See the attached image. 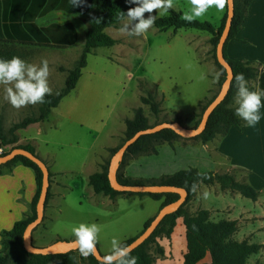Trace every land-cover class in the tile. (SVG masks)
<instances>
[{
    "label": "rangeland",
    "instance_id": "obj_1",
    "mask_svg": "<svg viewBox=\"0 0 264 264\" xmlns=\"http://www.w3.org/2000/svg\"><path fill=\"white\" fill-rule=\"evenodd\" d=\"M263 2L255 0L252 8L258 9ZM53 4L61 3L49 0V8ZM187 4L188 0H174L173 10L183 14ZM76 9L70 5L65 17L49 14L40 19L26 18L23 21H34L40 27L50 23L71 22L76 27L77 41L66 48L16 46L18 57L29 64L47 60L51 94L63 88L67 71L73 68L83 48L89 17L79 16ZM223 13L224 10L219 12L213 7L198 20L218 26ZM148 15L146 13L145 17ZM152 15H156L155 11ZM122 23L105 30L106 34L115 39L116 44L97 48L88 55L87 65L75 88L51 110L49 119L18 131L20 140L29 139L22 143H36L37 154L41 158L49 155L53 159L51 170L60 172L59 179L66 185L62 187L60 197L55 200L57 207L51 213L47 230L41 222L33 231L32 244L35 247H46L57 240H75L72 229L81 223L100 226L97 247L102 255L111 254L113 238L121 243L136 237L144 223L159 211L161 202L152 201L146 196L121 194L111 200L93 194L87 185V176L95 172L92 165L94 151L99 150L101 145L110 144L105 149L102 163L98 164L100 170L101 165L114 155L110 156V150L123 142L125 121L133 117L137 108H142L151 126L169 122L179 116L185 127L192 128L201 106L220 89V73L214 64L208 33L191 29L159 32L153 27L145 35L129 36L120 31ZM241 35L246 38V44L240 46V49L247 56L241 60L252 61L261 70L259 64L264 59V45L260 40L264 36L253 33L247 26ZM213 74L216 82L210 88ZM148 94L154 96L159 105L157 115L140 102V98ZM38 107L39 104L13 108L6 99L4 87L0 86V115L2 129L7 137L12 124L27 116H37ZM32 139L35 142L30 141ZM176 141L182 145L186 142L200 145L199 141L191 139ZM170 147L171 144L161 143L156 145V155L125 158L121 172L135 179H157L162 175L194 167L196 163L191 162L189 157L186 160L187 155L183 150L174 153L170 152ZM10 150L8 148L4 153ZM195 150L198 155L202 153L201 146L195 147ZM171 157L177 161L172 163ZM197 168L202 171L216 170L212 164H199ZM232 172L237 176L236 179H243V172L235 169ZM214 187L219 190L198 185L187 209L190 213L207 210L210 220L214 222L235 220L237 231L233 235L234 240L262 246L258 254L249 257L247 263L264 264V210L255 208L252 200L237 192L232 196L230 193L233 192L221 191L217 184ZM181 220L177 219L178 224L176 221L177 226L170 239L158 238L157 242L164 250L163 256L159 257L150 250L155 264H182L186 242L185 227L182 222L179 223ZM6 254L9 256L7 264H14L16 258L25 257L19 247L10 248ZM77 258L78 264H89L87 257L80 252ZM208 260L207 257L205 262Z\"/></svg>",
    "mask_w": 264,
    "mask_h": 264
},
{
    "label": "trees",
    "instance_id": "obj_2",
    "mask_svg": "<svg viewBox=\"0 0 264 264\" xmlns=\"http://www.w3.org/2000/svg\"><path fill=\"white\" fill-rule=\"evenodd\" d=\"M29 1L30 0H15V2L12 1V3H15L17 6L22 5V7H25ZM251 1L252 0H233V18L227 41L223 47V56L231 66L233 79L231 80L230 88L226 97L209 116L203 132L200 135L191 138V140L205 144L217 137L225 136L232 126H244V123L234 115L235 108L238 106L235 104L237 93L235 78L237 75L243 74L248 82L256 80L258 82V89L264 90V67L259 70V68L250 61L230 60L226 54L228 42L235 40L237 33L242 29L247 9L250 6ZM5 2L9 3L7 0H0V59L10 60L13 57H18L16 46L32 45L37 47L66 48L76 43L77 30L73 23H50L46 27H40L34 22H22L19 16H10L9 18H6L4 13L1 12V8ZM130 7H134V5H129L127 0H84L82 6L77 7L76 10L79 16L89 18L87 20V28L84 32L85 39L81 54L76 60L73 68L67 71L63 88L55 94L46 95L44 103H38L39 107L37 116H27L12 124L8 129L9 137L3 132L0 115V147L12 146L11 149L22 148L35 154L34 148L29 144L16 145L18 142L16 132L31 124L43 122L49 118L51 110L56 108L61 100L75 88L82 75V70L87 65L88 55L97 48L112 47L116 44L115 39L106 34L105 30L118 26L121 22V12L126 14ZM181 16L182 13L171 9L168 15L158 18L153 27L159 32H165L169 29H173L174 31L191 29L208 33L210 36L209 44L212 48L211 51L214 64L220 73L218 86L221 87L225 79V70L216 61L215 48L226 21V6L218 26L208 21L199 20L188 23L182 20ZM215 96L216 94L201 106L198 119L195 121L192 128L198 126L203 111ZM140 102L141 104L148 106L154 115L159 113V105L156 102L155 97L151 94H148L146 97H141ZM169 122H177L184 126L183 121L179 116H175ZM149 127L152 126L149 125L148 119L144 115L142 108H137L133 112V117L125 121L123 142L118 147L110 150V156H112L119 147L135 133ZM178 139L182 138L169 129H164L154 134L143 135L127 149L120 162V168L117 172V180L120 184L166 185L182 188L187 192L185 203L175 213L165 216L152 235L143 244L134 249L131 255L137 257V264H155L154 258L150 254V250L152 249L159 257L164 255V250L158 244L157 240L158 238L170 239V236L176 227L177 219L181 218L185 227L186 242V251L182 257V264H248L249 257L258 254L262 246L260 244L234 240L233 235L237 231V222L235 220L222 219L214 222L210 220V213L207 210H198L195 213H190L187 209L188 202L193 198L196 187L200 184L205 186H213L217 184L221 191L228 190L231 192H237L242 197L256 201L259 193L247 183L245 170L235 169L244 173L242 180L236 179L232 174L216 173L212 171L202 172L196 168H188L170 175H162L157 179H135L126 176L121 172V167L124 164L125 158L138 155H156L157 144H172ZM0 154L4 155L5 153L2 152ZM109 162L110 159H107L101 165L99 172H95L89 176L88 185L92 188L93 194L103 195L109 199H113L121 194L136 195L138 197L146 196L152 201H160V208L175 202L178 199V195L172 193L132 194L114 191L110 187L107 178ZM17 163L33 170L36 191L31 201V214L25 219L14 223L10 230L2 231L0 233V246L3 254L0 256V264L8 263L9 256L6 254V251L12 247L21 248L25 254L24 258H16L14 264H78L77 253H79V249L64 254L46 256L31 255L24 251L22 247V236L25 227L35 219V206L41 189V172L30 160L22 156H17L10 162L0 165V174L2 173V169H8ZM50 176L49 173V177ZM194 185L195 190H193ZM50 198L51 193L48 188L45 206ZM152 219L153 217L144 223L140 233L148 227ZM134 238L122 241L120 243L121 246H127ZM207 257L209 260L208 262H205ZM87 261L89 264H104L96 261L92 255L87 256Z\"/></svg>",
    "mask_w": 264,
    "mask_h": 264
},
{
    "label": "crops",
    "instance_id": "obj_3",
    "mask_svg": "<svg viewBox=\"0 0 264 264\" xmlns=\"http://www.w3.org/2000/svg\"><path fill=\"white\" fill-rule=\"evenodd\" d=\"M7 1H9V3L5 2L6 4H3L1 12L4 13L6 18H9L10 16H19L22 22L26 18L40 19L47 17L49 14H59V16L65 17L70 7L69 0H54L59 1L61 4L55 6L53 4L50 6L51 8L48 6L49 0H30L25 7H22V5L17 6L15 3L13 4L12 1L15 2V0ZM254 1L255 0L251 1V4L247 9L242 29L237 33L235 40L229 41L227 44L226 54L230 60H241L242 58L247 57L244 56L242 49H240V46H244V44H246V38L241 35L246 26L252 30L253 33H258L264 36V2L259 5L258 9H254L252 8ZM28 22H30V20ZM260 42L264 45V37L261 38ZM261 61L262 63L259 64V67L263 68L264 59ZM252 63L254 64V62ZM214 76L215 75L213 74L210 78V88H212V85L216 82ZM248 86L251 90H259L257 81L255 84H253V81L248 82ZM18 131L16 132L18 137L16 145H25L22 141L29 139L20 140ZM30 141L35 142L33 139ZM31 146L34 148L35 154L45 163L51 175L49 177V190L51 198L45 206L42 221L47 230L48 221L51 219V213L54 211L55 207H57L55 200L60 197L62 187H65L66 185L62 184L59 179L60 172H54L51 170L53 159L49 155H45L41 158V156L37 154L36 143ZM200 146L202 153L198 155L195 147L199 148ZM11 147L12 146L0 147V150L4 152ZM109 147L110 144H107V146L104 144L100 146L99 150L94 151L92 165L95 172L100 171L98 164L102 163L105 149ZM179 150H183L184 153H186V160H188L189 157L191 162L196 163L194 167L189 168L198 169L197 165L199 164H212L216 167V170L212 172L228 173L234 176L235 174L232 172L233 169L237 168L245 170L247 183L259 193L256 201H253L254 206L255 208L264 210V107L261 108V121L255 127L232 126L225 136L217 137L205 144L200 143V145H194L188 142L182 145L178 141L173 142L170 147V152L175 153ZM180 158L181 156H179V160ZM171 161L174 163L177 160L171 157ZM90 175L87 176V185ZM235 178H237V176H235ZM214 186L215 185L211 187H213V189H218V187ZM35 191V175L32 169L19 163L14 164L8 169H2V173L0 174V233L2 231L10 230L14 223L25 219L31 214V201ZM234 193L235 192L230 194L235 196ZM231 207L234 206L231 205ZM180 222H182V220L179 221V223Z\"/></svg>",
    "mask_w": 264,
    "mask_h": 264
},
{
    "label": "clouds",
    "instance_id": "obj_4",
    "mask_svg": "<svg viewBox=\"0 0 264 264\" xmlns=\"http://www.w3.org/2000/svg\"><path fill=\"white\" fill-rule=\"evenodd\" d=\"M69 3L74 8L82 6L84 0H69ZM127 3L136 5L130 7L126 14L121 12L120 15L123 22L120 31L129 36L145 35L153 28L158 18L168 15L174 8V0H127ZM227 3H230V0H188L181 19L192 23L204 17L213 7L223 12ZM154 11L156 15H152ZM146 13L149 14L147 17H145ZM48 77L47 60L39 64H29L19 57L10 60L0 59V86L4 87L6 99L15 109L44 103L45 96L51 94ZM235 79L238 106L234 115L244 123L245 127H255L261 121L264 90H251L243 74L237 75ZM72 232L82 256L96 254L99 225L81 223L74 227ZM111 246V254L104 257V264H137V257L131 255L133 251L131 246H121L115 238L112 239Z\"/></svg>",
    "mask_w": 264,
    "mask_h": 264
},
{
    "label": "water",
    "instance_id": "obj_5",
    "mask_svg": "<svg viewBox=\"0 0 264 264\" xmlns=\"http://www.w3.org/2000/svg\"><path fill=\"white\" fill-rule=\"evenodd\" d=\"M234 2L230 0V3L226 4V21L219 37L218 43L215 48V57L217 63L225 70V79L217 92L214 99L208 104L202 113L200 122L196 128H187L180 125L177 122H162L155 126L149 127L147 129L138 131L130 139L126 140L119 149L112 156L107 172V178L110 187L119 193H132V194H163L172 193L177 194L178 199L175 202L167 204L159 209L156 215L153 217L152 221L146 229H144L138 236H136L127 246H131L132 249H136L138 246L143 244L155 231L160 222L165 216L175 213L186 201L187 192L178 187L166 186V185H123L117 180V172L120 166V162L126 153L127 149L135 143L139 137L148 134H154L164 129H169L175 132L178 136L183 139H191L200 135L206 127L207 120L214 109L220 105V103L226 97L231 80L233 79V72L231 66L227 63L223 56V47L227 41L228 34L231 27V21L233 18ZM17 156H22L32 163H34L41 172V189L40 194L35 206V219L31 221L24 229L22 236V247L24 251L31 255H56L64 254L69 251H76L78 245L73 241L58 240L53 244L46 247H35L32 244V233L43 221L45 201L49 188V171L45 163L37 157L35 154L22 148L11 149L8 153L4 155L0 154V165H4ZM94 259L98 262L104 263V257L107 255H102L96 245V254L92 255Z\"/></svg>",
    "mask_w": 264,
    "mask_h": 264
},
{
    "label": "built area",
    "instance_id": "obj_6",
    "mask_svg": "<svg viewBox=\"0 0 264 264\" xmlns=\"http://www.w3.org/2000/svg\"><path fill=\"white\" fill-rule=\"evenodd\" d=\"M0 153H2V151L0 150Z\"/></svg>",
    "mask_w": 264,
    "mask_h": 264
}]
</instances>
